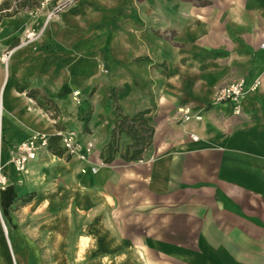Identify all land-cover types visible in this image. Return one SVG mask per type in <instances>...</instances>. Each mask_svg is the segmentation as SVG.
Segmentation results:
<instances>
[{
    "label": "crops",
    "instance_id": "1",
    "mask_svg": "<svg viewBox=\"0 0 264 264\" xmlns=\"http://www.w3.org/2000/svg\"><path fill=\"white\" fill-rule=\"evenodd\" d=\"M53 1L68 4L0 62L1 223L16 227L11 207L28 195L17 208L34 226L10 228L15 238L46 233L53 255L75 264H264V0ZM44 16L2 17L0 53ZM238 78V102H215ZM111 89L124 114L147 111L154 128L137 160L100 158L115 124ZM184 106L201 119L178 121ZM71 129L93 142L88 158L59 137L60 156L47 145L24 170L6 163L12 146Z\"/></svg>",
    "mask_w": 264,
    "mask_h": 264
},
{
    "label": "built area",
    "instance_id": "2",
    "mask_svg": "<svg viewBox=\"0 0 264 264\" xmlns=\"http://www.w3.org/2000/svg\"><path fill=\"white\" fill-rule=\"evenodd\" d=\"M67 4V2L59 3L54 2L53 0H40L38 7L35 8L34 11L36 13L45 11L43 21L39 25L32 24L27 27L16 46L7 47L0 53V62L6 66L17 47L36 43L40 36L44 33L48 23L56 18L62 8ZM261 47L264 48V43H261ZM258 85L259 81L257 80L252 85L251 90L256 89ZM244 93V80L242 78H238L218 86L214 92V101H234L237 103ZM236 111L240 112L239 105H237ZM176 113L178 115V121L180 122L188 121L191 118L201 119L200 115H193L190 107L188 106L179 107ZM3 116L4 107L0 95V191L7 185L8 182L7 175L3 169L5 163H3L1 159V148L3 143ZM57 133L60 135V144L62 148L71 156L77 155L80 158H88L94 150V144L91 140L81 143L77 138V134L73 131H69L66 135H64L62 131H57ZM48 137L49 136L45 134H40L12 146L6 163L12 165L16 170H24L26 164L35 159L39 150L47 148Z\"/></svg>",
    "mask_w": 264,
    "mask_h": 264
},
{
    "label": "trees",
    "instance_id": "3",
    "mask_svg": "<svg viewBox=\"0 0 264 264\" xmlns=\"http://www.w3.org/2000/svg\"><path fill=\"white\" fill-rule=\"evenodd\" d=\"M38 4L39 0H1L0 19L20 10L35 9ZM110 95L115 103V124L109 142L101 150L100 158L104 163H111L119 154L125 161L137 160L151 144L154 133V128L145 118L147 111H138L133 115L124 114L116 103L113 89ZM123 133L130 138V143L121 142L120 138ZM59 137L58 134L48 137V148L58 156L63 154V149L58 146Z\"/></svg>",
    "mask_w": 264,
    "mask_h": 264
},
{
    "label": "rangeland",
    "instance_id": "4",
    "mask_svg": "<svg viewBox=\"0 0 264 264\" xmlns=\"http://www.w3.org/2000/svg\"><path fill=\"white\" fill-rule=\"evenodd\" d=\"M69 131H73L77 134V138L79 137L78 132L74 129H71ZM26 198H28V195L25 197L19 198L18 201L13 204L11 207V210L13 213L16 214L17 218L19 219V223L16 225V227H9V225L4 221V223H1V217H0V223L2 224V230L8 239L0 242V264H75L73 263V258L70 257H56L53 255V246L52 242L47 239L46 233L38 231L36 234H32L33 240L28 241L25 236L17 232V236L21 240H17L15 238L14 232L10 230L17 228L19 229L21 226L23 228H33L32 219H30L29 216L26 214L21 216L20 211L18 207V204H21L22 201H24ZM27 210V209H26ZM1 211L4 215V218H8V211L1 201ZM28 212V210H27ZM22 230V229H21ZM17 231V230H16ZM36 244V245H35ZM35 245L36 251H33V246ZM88 245V246H87ZM81 246L85 249L90 248L93 250H96L98 247V240L93 239L92 241H89L88 238H83L81 241ZM7 250V251H6ZM97 251V250H96ZM96 251L94 254H96ZM5 253V254H4ZM34 254L36 256H34ZM81 258H89L93 259L91 255H87L85 257L80 256ZM96 259V258H95Z\"/></svg>",
    "mask_w": 264,
    "mask_h": 264
},
{
    "label": "bare ground",
    "instance_id": "5",
    "mask_svg": "<svg viewBox=\"0 0 264 264\" xmlns=\"http://www.w3.org/2000/svg\"><path fill=\"white\" fill-rule=\"evenodd\" d=\"M3 168H4V166H3ZM5 187H6V186H4V188L1 189L0 193L5 189Z\"/></svg>",
    "mask_w": 264,
    "mask_h": 264
}]
</instances>
